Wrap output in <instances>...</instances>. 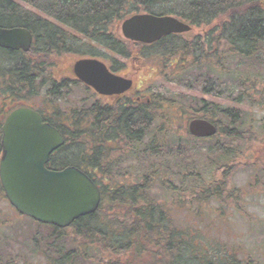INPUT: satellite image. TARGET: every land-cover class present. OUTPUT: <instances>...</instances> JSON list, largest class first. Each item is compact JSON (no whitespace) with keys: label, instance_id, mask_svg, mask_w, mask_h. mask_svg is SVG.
Segmentation results:
<instances>
[{"label":"trees","instance_id":"obj_1","mask_svg":"<svg viewBox=\"0 0 264 264\" xmlns=\"http://www.w3.org/2000/svg\"><path fill=\"white\" fill-rule=\"evenodd\" d=\"M137 14L175 17L193 32L150 46L125 41L114 26ZM0 27L34 35L29 53L0 49V158L5 119L30 107L66 138L49 169L77 167L102 193L97 213L60 229L19 214L0 184V264H260L258 250L240 257L242 246L199 237L181 212L190 208L199 219L205 207L203 230L210 231L213 204L219 220L233 204L242 211L244 190L230 188L239 170L250 172L249 191L260 187L264 151L253 145H264V119L242 107L264 108V0H0ZM134 54L174 68L169 82L202 96L148 90L145 100L125 95L105 105L84 85L54 76L65 55L97 57L122 74L117 58ZM200 68L207 74L197 76ZM71 83L88 90L79 105L65 101ZM187 111V126L201 117L217 135L177 137L170 123ZM16 243L23 244L17 252Z\"/></svg>","mask_w":264,"mask_h":264},{"label":"water","instance_id":"obj_2","mask_svg":"<svg viewBox=\"0 0 264 264\" xmlns=\"http://www.w3.org/2000/svg\"><path fill=\"white\" fill-rule=\"evenodd\" d=\"M192 28L175 17L138 14L122 24L126 40L146 45ZM33 35L25 28L0 27V48L29 52ZM77 79L102 96H118L132 89L133 81L112 74L97 59H82L74 64ZM0 183L11 206L22 216L66 229L82 217L100 209L102 193L88 174L77 167L50 171L53 153L65 145L60 131L30 108L15 110L2 127ZM190 132L196 137H211L215 126L195 120Z\"/></svg>","mask_w":264,"mask_h":264},{"label":"rangeland","instance_id":"obj_3","mask_svg":"<svg viewBox=\"0 0 264 264\" xmlns=\"http://www.w3.org/2000/svg\"><path fill=\"white\" fill-rule=\"evenodd\" d=\"M124 22V21H123ZM123 22H120L118 24H115L114 31L117 32L118 36L122 37V31L121 27ZM123 38V37H122ZM104 53V52H101ZM79 58L77 56H68L65 55L61 58H59L54 68V76L60 80L61 77H72L73 75V64L78 61ZM118 66H123L124 69L121 71L126 78H130L133 80V93H136L137 91L140 92V96L142 98H146L145 94L148 92V90L157 91L160 93L166 94V95H187L193 97H200L202 96L201 93L196 94L192 92V89L174 86L169 82L168 79H174L173 73L175 72L174 68H171L170 66L162 64L160 61L157 62L156 60L147 61L144 59H139L135 54L132 58H130L128 61L121 60L120 58H117ZM197 76L198 75H205L206 70L204 68H200L195 71ZM168 77V78H166ZM226 80H232L231 78H223ZM73 86L70 88L71 94L68 95V98L65 100L69 103V106L72 105H79L80 100L84 99V97L87 96L85 94L86 92H82L78 87L75 86L74 83H71ZM239 87H235L233 91L231 92V97L234 94V91H236ZM91 92L88 93L90 95ZM256 93V92H255ZM258 94L257 98H260V94ZM170 95V96H171ZM207 98V96H205ZM208 101H215L214 99L208 98ZM62 103V102H61ZM67 103V104H68ZM226 106L234 108L231 102L223 100V102ZM66 103H62V106H65ZM244 110V113H247V115L252 116L255 119L261 118L264 119V108L261 109H251L242 107ZM192 116L191 112L187 111L183 118H180L177 120H174L175 122L170 123V130L175 132L177 137H185L187 136L186 130L188 129L187 126V119L188 117ZM190 123V122H189ZM260 135V134H259ZM262 136V135H260ZM261 141V139H259ZM254 151H259L263 153L264 151V145L259 143H254ZM252 150V148H251ZM240 164H243L240 160L237 162ZM250 172L247 173L244 170H239L236 177L232 179V185L230 188L235 190L234 192L238 191L239 189H243L245 192L244 201L242 202V211L240 212L238 209L234 207V204L231 206L230 210L232 211L227 215L226 218L223 220H219L216 215L220 214L219 206L215 203L214 208L211 209V212H213V215L210 219L211 223V230L210 231H204L203 227L207 223V219L204 217L205 213V207L201 208L199 210V219L195 216V213L190 210V208H185L184 210L187 211V214L182 211L181 213L184 214V216L189 217L190 221L195 224L193 226V229H197V234L202 236L207 242L217 245L218 243H221L222 245H232L231 247L240 248V257L243 256L247 250L254 249L255 251L258 250L257 256L258 261L260 264H264V176L260 180L259 188L256 187V193H253L252 190L249 191L247 189L246 185L249 182L250 179ZM131 183H133L131 181ZM177 185V182H176ZM178 187V186H177ZM155 192H158L162 197L166 196L165 194L158 190V187L155 188ZM246 193H249V195H246ZM6 206L5 201H0V209H4ZM244 207V208H243ZM225 208V207H224ZM228 208V207H227ZM208 215H210V212H207ZM206 222V223H205ZM23 239H19V243H23ZM24 244V243H23ZM23 244H14L16 246L14 249L15 252L21 250ZM35 261H42L41 258L37 257Z\"/></svg>","mask_w":264,"mask_h":264},{"label":"flooded vegetation","instance_id":"obj_4","mask_svg":"<svg viewBox=\"0 0 264 264\" xmlns=\"http://www.w3.org/2000/svg\"><path fill=\"white\" fill-rule=\"evenodd\" d=\"M131 94L132 93L128 94V96H130ZM118 97H121V96H118ZM118 97H115V96H112V97H108V96L107 97H101V96H98L99 100L103 101L105 103V105L107 103H115V102H117L119 100V99H117ZM138 101H139V99H138Z\"/></svg>","mask_w":264,"mask_h":264}]
</instances>
